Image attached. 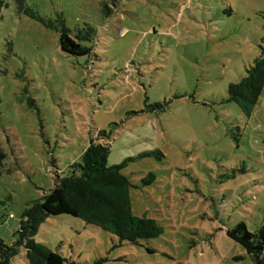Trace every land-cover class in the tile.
<instances>
[{"label": "rangeland", "instance_id": "obj_1", "mask_svg": "<svg viewBox=\"0 0 264 264\" xmlns=\"http://www.w3.org/2000/svg\"><path fill=\"white\" fill-rule=\"evenodd\" d=\"M25 9L38 19L12 0L0 13V239L16 240L23 210L104 130L107 164L126 161L132 215L162 234L129 244L60 215L36 243L63 264H254L225 232L264 223V89L250 116L226 99L264 46V0H25ZM58 15L72 35L95 30L90 57L63 53L59 31L39 20ZM10 264H27L23 246Z\"/></svg>", "mask_w": 264, "mask_h": 264}, {"label": "trees", "instance_id": "obj_2", "mask_svg": "<svg viewBox=\"0 0 264 264\" xmlns=\"http://www.w3.org/2000/svg\"><path fill=\"white\" fill-rule=\"evenodd\" d=\"M6 0H0V13ZM17 13H24L34 19L36 14L25 9V0H12ZM106 19L112 13L107 5L103 6ZM47 27L59 31L60 50L74 57H90L95 30L90 26L78 30L72 35L58 15L54 21L44 22ZM264 89V46H259V55L246 69L245 76L238 82L229 84L226 102L238 106L241 112L250 116ZM159 104L151 109L159 108ZM112 132L98 131L96 138L90 140L83 151L80 163L68 167L69 175L58 177L55 187L44 194L39 201L32 202L21 214L16 240L11 245L0 239V264H10L17 254L19 246L25 250L27 264H63L64 260L45 246L38 244L34 236L38 227L49 217L69 215L82 220L88 225L107 232L120 242L138 244L141 241L155 239L162 234V228L155 220L145 216L135 217L131 213L129 192L132 184L122 174L126 161L118 165H108L109 141ZM160 155L155 151L142 157ZM6 154L0 149V175ZM154 181L150 173L142 180L149 185ZM225 235L240 245L254 264H264V223L255 231L247 229L244 222H238L226 230Z\"/></svg>", "mask_w": 264, "mask_h": 264}]
</instances>
